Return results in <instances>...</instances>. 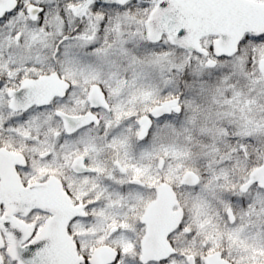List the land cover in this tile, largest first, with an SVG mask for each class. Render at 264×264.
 Returning a JSON list of instances; mask_svg holds the SVG:
<instances>
[{"label":"snow or ice","instance_id":"snow-or-ice-1","mask_svg":"<svg viewBox=\"0 0 264 264\" xmlns=\"http://www.w3.org/2000/svg\"><path fill=\"white\" fill-rule=\"evenodd\" d=\"M0 264H264V0H0Z\"/></svg>","mask_w":264,"mask_h":264}]
</instances>
